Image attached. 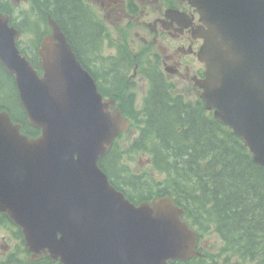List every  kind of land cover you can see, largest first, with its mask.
<instances>
[{"label":"water","instance_id":"obj_1","mask_svg":"<svg viewBox=\"0 0 264 264\" xmlns=\"http://www.w3.org/2000/svg\"><path fill=\"white\" fill-rule=\"evenodd\" d=\"M194 3L226 37V50L216 49V64L208 56L199 83L205 106L215 107V117L264 166V0L251 6L249 21L244 0ZM48 23L38 76L0 13V63L14 76L28 121L42 129L29 138L0 111V211L21 227L30 251L63 264H171L197 254L196 235L168 195L135 205L109 185L97 159L128 121L117 108L107 110L110 102L101 100L60 26L50 17Z\"/></svg>","mask_w":264,"mask_h":264},{"label":"trees","instance_id":"obj_2","mask_svg":"<svg viewBox=\"0 0 264 264\" xmlns=\"http://www.w3.org/2000/svg\"><path fill=\"white\" fill-rule=\"evenodd\" d=\"M49 3L63 23L71 22L70 42L78 53L82 43L89 42L92 36L90 23L78 0H50ZM77 57L82 62L80 53ZM30 59L36 64L35 53ZM10 87L12 90L6 99H0V108H6L13 119L22 124L23 131L37 134L38 130L27 123L14 86ZM4 90L5 83L0 80V91ZM125 91L110 87L105 94L120 97ZM123 112L131 118V126L139 130L127 151L149 154L152 169L164 174L157 182L142 175L125 176L128 170L120 168L121 152L113 143L99 158L98 165L131 201L169 194L184 207L186 218L192 225L198 224L199 230L212 227L225 236L239 228L254 239L257 233L264 235V169L251 160L239 138L214 119L201 101L192 106L184 103L157 79L143 97L142 109L134 111L128 107ZM116 179H122V183ZM0 223L12 225L4 214L0 215ZM17 232L19 234V230ZM37 261L58 264L46 256ZM5 262L7 258L4 261L1 258L0 264ZM186 263L196 264L195 261Z\"/></svg>","mask_w":264,"mask_h":264},{"label":"flooded vegetation","instance_id":"obj_3","mask_svg":"<svg viewBox=\"0 0 264 264\" xmlns=\"http://www.w3.org/2000/svg\"><path fill=\"white\" fill-rule=\"evenodd\" d=\"M54 1V0H51ZM84 6L85 19L101 28L104 35L119 36L129 32L136 36L145 49L133 54V72L130 77L141 81L139 57L144 55L142 74L153 69L163 74L170 71L176 80L187 81L196 76L195 50L200 40L188 29L197 24L198 16L189 0H78ZM81 5V4H80ZM181 13L192 19L180 18ZM169 18L164 21L165 18ZM191 23V24H188ZM136 50V48H134Z\"/></svg>","mask_w":264,"mask_h":264},{"label":"rangeland","instance_id":"obj_4","mask_svg":"<svg viewBox=\"0 0 264 264\" xmlns=\"http://www.w3.org/2000/svg\"><path fill=\"white\" fill-rule=\"evenodd\" d=\"M11 2L16 3V0H12ZM22 6H24V4ZM25 9H27V4H25ZM81 32H83V31L81 30ZM137 84L138 85L136 87V91H137V105H138L141 101V97H142L141 94L144 90V85H142L141 83H137ZM9 93H10L9 87L5 88V95H8ZM125 136L126 135H124V137ZM123 141H124L123 139L120 140V142L125 144ZM128 157H129L128 154H124V160H127ZM137 161H138V159H136L135 163H137ZM146 161H147L146 157L142 156L140 158V163H141L140 167L149 173V169H148V166L146 165ZM129 163H130V161H129ZM153 176L156 180L161 179L160 175L153 174ZM4 235H5V231L0 228V246L1 247L6 246V243L4 242V238H3ZM220 243L221 242L219 241V239L217 238L215 233L209 232V233L204 235V240L202 241L201 245L203 247L207 248L208 250L213 251L215 254V257H217V255H216V253L218 252L217 248L219 247Z\"/></svg>","mask_w":264,"mask_h":264},{"label":"bare ground","instance_id":"obj_5","mask_svg":"<svg viewBox=\"0 0 264 264\" xmlns=\"http://www.w3.org/2000/svg\"><path fill=\"white\" fill-rule=\"evenodd\" d=\"M49 10H50L53 14H55V15L58 16L57 11L55 10V8H54L50 3H49Z\"/></svg>","mask_w":264,"mask_h":264}]
</instances>
